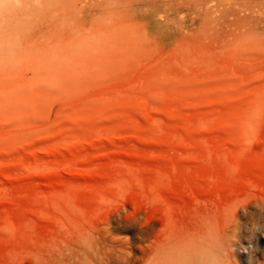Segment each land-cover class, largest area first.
Instances as JSON below:
<instances>
[{
  "label": "rangeland",
  "instance_id": "rangeland-1",
  "mask_svg": "<svg viewBox=\"0 0 264 264\" xmlns=\"http://www.w3.org/2000/svg\"><path fill=\"white\" fill-rule=\"evenodd\" d=\"M42 3L0 66V264H264V0Z\"/></svg>",
  "mask_w": 264,
  "mask_h": 264
},
{
  "label": "clouds",
  "instance_id": "clouds-1",
  "mask_svg": "<svg viewBox=\"0 0 264 264\" xmlns=\"http://www.w3.org/2000/svg\"><path fill=\"white\" fill-rule=\"evenodd\" d=\"M42 9V0H0V66L14 68L22 63L21 37ZM149 264H222V261L210 244L180 240L162 242L153 250Z\"/></svg>",
  "mask_w": 264,
  "mask_h": 264
}]
</instances>
